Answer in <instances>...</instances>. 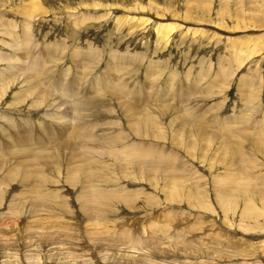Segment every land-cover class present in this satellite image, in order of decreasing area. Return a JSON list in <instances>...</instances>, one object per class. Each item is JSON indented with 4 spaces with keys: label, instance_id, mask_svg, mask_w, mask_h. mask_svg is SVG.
<instances>
[{
    "label": "rangeland",
    "instance_id": "rangeland-1",
    "mask_svg": "<svg viewBox=\"0 0 264 264\" xmlns=\"http://www.w3.org/2000/svg\"><path fill=\"white\" fill-rule=\"evenodd\" d=\"M0 93V264H264V0H0Z\"/></svg>",
    "mask_w": 264,
    "mask_h": 264
},
{
    "label": "bare ground",
    "instance_id": "bare-ground-1",
    "mask_svg": "<svg viewBox=\"0 0 264 264\" xmlns=\"http://www.w3.org/2000/svg\"><path fill=\"white\" fill-rule=\"evenodd\" d=\"M40 1V0H39ZM34 5V4H33ZM36 5V4H35ZM42 9V8H41ZM37 12H41L40 10H38ZM36 12V13H37ZM87 14V13H86ZM44 15V14H43ZM99 16V15H98ZM97 16V17H98ZM89 17H90V15H89ZM96 16H95V18H97ZM28 18V17H27ZM100 18V17H99ZM80 20V19H79ZM97 20V19H96ZM125 20V19H124ZM147 20V19H146ZM146 20L145 21H143V23H145L146 22ZM28 21V20H27ZM86 22V21H85ZM29 23H30V20H29ZM76 23V22H75ZM32 24V23H31ZM77 24V23H76ZM82 28V27H81ZM90 65V64H89ZM25 78V77H24ZM17 84V83H16ZM27 84H29V83H27ZM10 86V85H9ZM13 86V85H12ZM20 86V85H19ZM26 87V86H25ZM14 88V87H13ZM4 89V88H3ZM23 89H24V87H23ZM18 90V89H17ZM21 89L19 88V91H20ZM22 91V90H21ZM5 92V91H4ZM16 92V91H15ZM18 92V91H17ZM36 92V91H35ZM2 93V92H1ZM0 93V94H1ZM23 93V92H22ZM18 94H20V93H18ZM14 96V95H13ZM36 96V95H35ZM32 100V99H31ZM21 102V101H20ZM39 106V105H38ZM134 152H136V151H134ZM88 199V198H87ZM95 199V198H94ZM112 205V204H111ZM109 207V206H108ZM103 208V207H102ZM34 238V237H33Z\"/></svg>",
    "mask_w": 264,
    "mask_h": 264
}]
</instances>
